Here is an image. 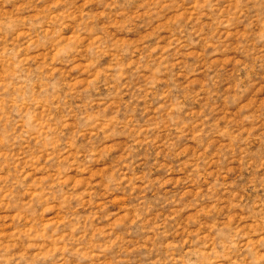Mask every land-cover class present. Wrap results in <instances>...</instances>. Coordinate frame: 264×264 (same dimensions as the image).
Returning <instances> with one entry per match:
<instances>
[{"label":"rangeland","instance_id":"rangeland-1","mask_svg":"<svg viewBox=\"0 0 264 264\" xmlns=\"http://www.w3.org/2000/svg\"><path fill=\"white\" fill-rule=\"evenodd\" d=\"M0 264H264V0H0Z\"/></svg>","mask_w":264,"mask_h":264}]
</instances>
